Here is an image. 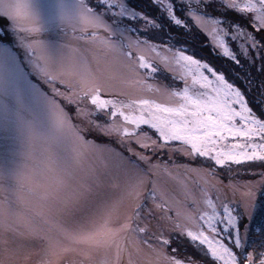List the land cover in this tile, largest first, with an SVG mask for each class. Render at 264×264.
I'll list each match as a JSON object with an SVG mask.
<instances>
[{"label": "snow or ice", "instance_id": "6c2138e0", "mask_svg": "<svg viewBox=\"0 0 264 264\" xmlns=\"http://www.w3.org/2000/svg\"><path fill=\"white\" fill-rule=\"evenodd\" d=\"M137 3L139 9L130 0H80L59 59L49 55L25 0H12L3 9L23 34L21 43L34 57L37 73L55 93L49 103L57 130L71 138L70 156L54 157L56 137L30 135L29 195L46 207L27 236L40 248L38 264H149L141 260L144 244L164 264H264V199H256V189L264 186V0ZM217 8L247 17L251 30L226 24L211 14ZM118 20L139 23L121 25L125 30L119 32ZM145 52L155 55L149 59ZM101 63L126 70L142 87H149L145 80L161 77L163 64L164 83L152 90L174 102L127 99L106 79ZM140 69L150 76L140 75ZM61 86L64 91H57ZM250 94H258L255 105ZM67 109L74 111L71 123ZM171 145L200 160L198 172L226 173L209 187L217 202L206 195L208 208L196 201L191 211L170 215L166 192L149 174L162 167L153 158ZM249 166L261 169L259 179L237 183ZM124 199L131 206L118 217ZM254 204V223L242 229ZM59 237L73 240V246ZM129 237L138 238L132 247ZM99 249L106 251L99 255ZM183 250L191 257L182 256Z\"/></svg>", "mask_w": 264, "mask_h": 264}, {"label": "rangeland", "instance_id": "374dc122", "mask_svg": "<svg viewBox=\"0 0 264 264\" xmlns=\"http://www.w3.org/2000/svg\"><path fill=\"white\" fill-rule=\"evenodd\" d=\"M25 2L40 26V38L46 44L49 55L53 59H59L65 53L64 45L70 38L72 28L76 23L80 0H25ZM10 3L12 0H0V261H3V264H38L40 248L29 244L27 236L31 222L39 221L46 213V207L37 196L29 195L32 161L26 156L30 150V135L35 133L44 137H56L57 142L51 149L54 157L70 156L71 138L63 136L57 130L53 110L49 103L50 96L55 93L37 73L34 57L21 43L23 34L11 25L3 11ZM217 10L222 13L226 12L220 8ZM236 14L248 20L247 17ZM136 23L139 22L118 20L116 30L123 32L125 27L121 25L135 26ZM144 55L151 59L155 53L145 52ZM91 66L97 70L94 60ZM159 67L162 73L166 72L163 64ZM101 68L104 69V75L114 89L118 91L122 88L129 100L154 99L157 102H174V100L169 101L168 98L161 97L159 92L152 90L164 83L165 74L161 73L159 78L152 77L145 80L144 83L149 87H142L137 83V77L118 66L101 63ZM140 75L150 76V73H145L143 69H140ZM57 91L63 92V86ZM56 101L60 103L62 97L56 96ZM67 112L70 116L69 123H71L74 119V111L67 109ZM179 147V145H171L160 151L152 162L162 167L156 173L149 174V178L156 181L166 192L163 200L168 201L165 207H171L170 215L173 217L176 216L178 210L191 211L196 206L194 203L196 201L199 202L200 207L208 208L205 203L206 195L217 202L215 193L210 191L209 187L211 184L220 183L218 177L226 175V173L216 172L215 176H206L203 172H198L197 169L201 167L200 160L193 161L181 151L172 150ZM132 159L136 160V157ZM163 165H167V168ZM144 167L147 168L146 165ZM232 167L235 168L233 165ZM256 168L251 172L241 171L242 179L238 178L237 183H254L258 180L257 173L261 169ZM204 171L207 169L205 168ZM222 182L230 183L227 179ZM256 193L257 200L264 199V186L258 187ZM119 196L120 193L115 192L114 198H119ZM160 202L157 201V203ZM130 206L131 202L124 199L116 209V216H122ZM151 206L154 207V205ZM234 207L239 209L238 204ZM254 214L255 204L253 214L243 217L242 229L245 224L249 225ZM190 226L198 227L195 224ZM59 239L66 246L74 244L71 239L63 237ZM3 241L7 243L4 244ZM135 242H138L136 237L127 239L129 247H132ZM142 247L146 253L144 257H141L142 261L146 260L149 264H164L163 257L157 256L155 251H150L146 244ZM157 247L153 243L152 248L157 249ZM105 251V249H99L98 254L103 255ZM170 253L171 249L167 250V254Z\"/></svg>", "mask_w": 264, "mask_h": 264}, {"label": "trees", "instance_id": "16d2710c", "mask_svg": "<svg viewBox=\"0 0 264 264\" xmlns=\"http://www.w3.org/2000/svg\"><path fill=\"white\" fill-rule=\"evenodd\" d=\"M133 4L136 5L137 9H139V8L141 7V5H139V4L137 3V0H130V6L133 5ZM146 14H147V15H151V13H147V12H146ZM211 14L222 16V17L224 18V22H225V23H229V24L239 23L242 27L247 28L249 31L251 30L250 25L248 24V20L245 19V18H240V16H238V15H237L235 12H233V11H226V12L222 13V12H218V10L216 9V10H215L213 13H211ZM0 19H1V18H0ZM1 22H2V20H1ZM136 22H137V21H136ZM158 22H159V21H158ZM173 27H175V26H173ZM250 56L254 58V57H255V53L250 52ZM262 58H264V54H262ZM256 64H259V61H256ZM246 67H247V70H249V71L253 70V65H251V64H247ZM256 78L259 79V76L257 75ZM249 99H250V104L255 105V104L258 102V101L256 100V99H258V94H257L256 97H253V96L250 94ZM233 166L235 167V165H233ZM255 168H256V167H250V166H249V167H246V168L244 169V171H242V172H243V173L251 172V171H253ZM256 169H258V167H257ZM218 173H221V172H218ZM254 216H255V214H254ZM253 223H254V219L252 218L251 221L249 222V226H252ZM173 246H175V245H173ZM181 255H182V256L187 255L188 257H191V251H190V250H183V251L181 252Z\"/></svg>", "mask_w": 264, "mask_h": 264}]
</instances>
